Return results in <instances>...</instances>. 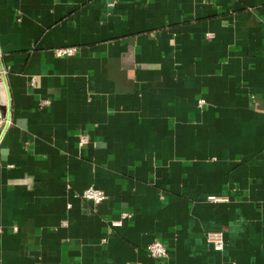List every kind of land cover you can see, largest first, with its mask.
<instances>
[{"label":"crops","instance_id":"obj_1","mask_svg":"<svg viewBox=\"0 0 264 264\" xmlns=\"http://www.w3.org/2000/svg\"><path fill=\"white\" fill-rule=\"evenodd\" d=\"M0 51V264H264V0H0Z\"/></svg>","mask_w":264,"mask_h":264},{"label":"built area","instance_id":"obj_2","mask_svg":"<svg viewBox=\"0 0 264 264\" xmlns=\"http://www.w3.org/2000/svg\"><path fill=\"white\" fill-rule=\"evenodd\" d=\"M211 36L212 34L208 35V37ZM76 53H77V49L75 47L60 48L54 51V54L58 58L71 57L74 56ZM8 78H9V68L6 65L4 61V56L0 51V87L4 88L9 101L7 113L4 115L0 110V148L4 138L6 137L7 133L9 132L13 124L12 115H11L10 90H9ZM203 104H204L203 100L199 101V106ZM80 143L87 144L88 138L86 136H83L80 139ZM82 198L86 201L93 203L95 206H98L106 199V195L103 191L90 187L83 192ZM216 201L217 200H213V202ZM123 217H126V215L124 214ZM120 224H121L120 221L113 223L114 226H119ZM206 237H207L206 238L207 241L211 243L217 251L223 250L224 239L222 233H208ZM148 253L153 258L160 259V258H164L167 255V250L166 247L161 242H155L154 244L148 247Z\"/></svg>","mask_w":264,"mask_h":264}]
</instances>
